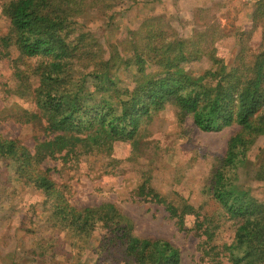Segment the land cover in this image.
Returning a JSON list of instances; mask_svg holds the SVG:
<instances>
[{
  "label": "trees",
  "instance_id": "1",
  "mask_svg": "<svg viewBox=\"0 0 264 264\" xmlns=\"http://www.w3.org/2000/svg\"><path fill=\"white\" fill-rule=\"evenodd\" d=\"M116 0H2V15L10 20V32L0 36V48L15 47L23 57L38 58L35 72L36 110H25V123L44 125L45 138L32 153L19 141L0 135V160L26 184L44 192L53 203L60 225L72 236L88 239L97 227L107 230L102 251L120 264H182L179 249L164 239L134 235L130 219L110 204L79 210L70 205L63 187L41 167L48 159H79L112 153L117 142L137 146L140 134L167 106L179 110V118L192 116L203 132H221L239 126L210 177L208 191L234 222L231 242L217 244L218 224L186 201L177 205L150 187L147 179L135 192L140 199L161 204L180 230L203 238L200 264H264V201L234 183L240 168L249 165L248 153L264 137V51L246 56L239 44L230 66L217 57L219 25L207 24L184 39L164 26L162 17L147 19L130 40L110 44L107 50L85 29L83 18L106 15ZM207 9H196V13ZM253 24L264 19V0L253 10ZM197 23V22H196ZM215 30V31H214ZM221 36V37H222ZM4 55H9V52ZM207 61L210 68L196 73L189 67ZM131 74L130 86L121 75ZM15 75L18 79L19 72ZM264 181V166L257 177ZM194 217V226L187 220ZM68 224V226H63ZM74 234V235H73ZM101 252L99 255H103Z\"/></svg>",
  "mask_w": 264,
  "mask_h": 264
},
{
  "label": "rangeland",
  "instance_id": "2",
  "mask_svg": "<svg viewBox=\"0 0 264 264\" xmlns=\"http://www.w3.org/2000/svg\"><path fill=\"white\" fill-rule=\"evenodd\" d=\"M155 1L116 0L106 15L91 13L82 23L107 50L110 44H120L122 48L130 40V33L147 19L162 17L164 26L184 39L193 37L195 31L205 32L207 24L216 22L223 34L216 36L217 57L230 66L238 56L239 44L245 46L248 57L264 51L262 15L258 16L259 26L253 24L252 12L259 0L251 4L243 0H216L207 12L196 13L197 21L196 10L193 12L192 27L182 26V12L178 15L169 10L164 15H151L148 9L155 7ZM9 32L10 20L2 15L0 7V36ZM39 63L38 58L23 57L15 47L0 48V135L19 141L32 153L38 141L45 138L44 125L25 123L21 116L25 110H36L35 72ZM189 68L200 74L210 64L203 61ZM16 72L23 79H18ZM121 79L124 86H130L129 72H124ZM240 131L235 125L221 132H203L192 116L181 121L179 110L170 105L141 132L137 146L117 142L110 155L94 154L66 161L48 159L41 168L48 170L50 178L63 187L71 206L83 210L114 205L131 220L135 236L167 240L179 249L182 264H200L203 238L194 231L180 230L163 205L140 199L135 192L150 179V187L168 201L176 205L186 201L202 217L213 216L219 227L217 244L231 242L234 222L223 216V209L209 194L208 185L213 169L226 156L229 140ZM248 158L249 165L238 170L234 183L239 190L251 191L264 201V181L256 178L264 166V137L258 138ZM59 221L60 215H54L53 203L47 201L44 192L26 184L0 160V264L121 263L113 257L117 253L112 251L109 257L108 247L102 251V242L108 243L104 239L107 230L97 226L90 238L80 240ZM194 221V217L188 218V229ZM101 252L105 253L99 255Z\"/></svg>",
  "mask_w": 264,
  "mask_h": 264
},
{
  "label": "crops",
  "instance_id": "3",
  "mask_svg": "<svg viewBox=\"0 0 264 264\" xmlns=\"http://www.w3.org/2000/svg\"><path fill=\"white\" fill-rule=\"evenodd\" d=\"M155 2V7L148 9L151 15H164L169 10L177 12L178 15L182 12V26L190 25L192 27L193 12L199 8L208 9L212 7L216 0H156ZM144 7L146 8L145 5Z\"/></svg>",
  "mask_w": 264,
  "mask_h": 264
},
{
  "label": "built area",
  "instance_id": "4",
  "mask_svg": "<svg viewBox=\"0 0 264 264\" xmlns=\"http://www.w3.org/2000/svg\"><path fill=\"white\" fill-rule=\"evenodd\" d=\"M245 3L251 4L254 3L256 0H243Z\"/></svg>",
  "mask_w": 264,
  "mask_h": 264
}]
</instances>
